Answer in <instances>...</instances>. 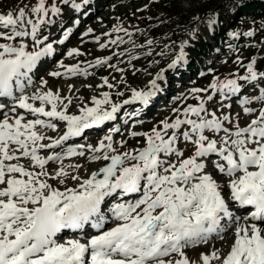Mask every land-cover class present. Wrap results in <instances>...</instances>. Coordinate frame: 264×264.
<instances>
[{
    "label": "snow or ice",
    "instance_id": "1",
    "mask_svg": "<svg viewBox=\"0 0 264 264\" xmlns=\"http://www.w3.org/2000/svg\"><path fill=\"white\" fill-rule=\"evenodd\" d=\"M89 4L90 0H35L0 13V264H197L185 250L225 241L229 232L234 237L230 250L222 256L221 249L213 247L199 256V264H264V87L252 96L242 91L264 85V69L256 59L242 65L238 57L235 63L246 68L245 75L214 77L206 88L190 89L195 105L174 108L172 117L150 131L132 132L133 137L144 138L142 148L120 152L112 134L96 146L70 145L68 141L87 130L116 121L126 105L140 107L125 117L139 115L165 90L166 73L178 70L187 59V43L181 42L166 67L148 72L151 79L143 88L126 89L129 98L114 102L112 93L103 91L100 98H91L92 106H81L79 114H69L72 98L48 89L42 77L40 87L27 94L26 89L35 87L33 76L44 59L53 57L54 45L69 40L79 20L60 28L59 39L45 30L54 24L59 28L58 20L70 13L86 14ZM92 32L88 28L82 35ZM121 32L133 35L118 23L104 33L107 41L96 36L94 42L101 50L119 47L125 43ZM153 44L146 41V55H153ZM136 49L133 42L132 48L94 61L57 62L62 71L48 75L87 78L98 67L122 72L111 61L128 56L131 64L140 58ZM165 54V50L157 53ZM83 55L78 48L67 51L69 58ZM155 63L150 61L149 66ZM124 83L121 76L118 84ZM74 87L68 86L70 93ZM97 87L116 89L117 98L125 96L108 77ZM217 93L221 104L213 111L208 102ZM232 98L239 112L232 113L231 103L224 102ZM249 117L241 126V119ZM58 124L64 127L57 138L43 134L56 131ZM181 142L192 146L187 157L179 148ZM42 150L51 151L41 155ZM86 153H91L89 162L106 163L84 178L78 174L82 165L64 161ZM50 162L58 165L51 172L46 168ZM225 178L224 184L219 183ZM69 180L75 185L68 187ZM241 209L248 212L238 215ZM66 231L78 236H63Z\"/></svg>",
    "mask_w": 264,
    "mask_h": 264
},
{
    "label": "rangeland",
    "instance_id": "2",
    "mask_svg": "<svg viewBox=\"0 0 264 264\" xmlns=\"http://www.w3.org/2000/svg\"><path fill=\"white\" fill-rule=\"evenodd\" d=\"M97 1L98 0H90V4L87 9H91L92 12L88 13V10H86V14H84L86 15L85 19L80 13H70L63 19L58 20L59 28L56 24H54L45 30V34L51 32L55 38L59 39L61 37L60 28H63L65 25L71 27L72 25L70 24V21L77 20V18L75 19V16H78L80 19L79 25L73 28V34L69 40H67L63 45H54V48H56L57 51L54 53L53 57L45 58L43 63L40 65L38 75L33 76L35 87L26 89V93L31 95L40 87L39 80L42 77L47 81L46 87L48 89L54 92L59 91L62 97L70 96L72 98V104L69 105L68 108L69 114H79V108L85 104L92 106L91 98L93 96L100 98V93L103 91H110L114 102H122L123 99L129 98L130 91H126V89L143 88L147 81L151 79L148 72L155 74L161 68L166 67L178 51L181 42H186L188 47L189 44L197 41L201 38V36H204L205 39L209 40L210 36L208 30L211 28L210 20L212 17H219L220 14H226L229 11H232L235 7L232 3H230V0H155V2H153V0H147L146 5L148 4V8L141 10L146 6H141L139 4L142 0H108L98 9H94L93 7H95V3ZM127 1L135 2L134 7L137 8L135 9L137 12L134 13V16H136L139 12L145 14L143 11L147 12L146 16L152 15L153 20L147 19L150 23V28L146 30L139 27L140 31L133 34L131 38L121 32L119 35L123 37L125 41L124 44L119 47L110 45L108 49L101 50L99 45L94 42V37L99 36L102 41H107L109 37L104 36L105 32H111V29L118 23L123 26V16L125 13L118 14V12H121V7H128V4H126ZM34 2L35 0H0V13H6L9 10L15 11L18 7L24 6L25 4L31 5ZM60 6L64 8L63 5ZM93 10H95V13H93ZM119 17L122 18L118 20ZM193 17L198 18L197 24L191 22ZM88 28L93 29V32L89 36L85 37L82 34ZM248 31H253L254 35L251 37L245 36L249 43L242 45V47H238L239 44L237 43L239 41V34L235 31H229V33L216 45H211L213 51L203 58L202 64L198 65V70L192 72L194 74L186 69V65L188 64L187 59L184 64L180 65L178 70L168 71L166 73L167 86L165 90L155 98L149 107L140 110L139 115L132 116L131 118L125 117V113L134 112L133 107H138L137 110L140 107L139 105H126L121 109L116 121L107 122L96 131L94 129L87 130L84 136L70 141L72 142L70 145H75V143L81 140L84 141L86 137L91 136L85 140V143L96 146L99 140L105 135L112 134L114 146L120 152L132 151L134 149L144 147V138L133 137L131 133L150 131L152 127L158 126L162 120L172 117V110L174 108L186 106L187 104L195 105L196 101L189 95L190 89L206 88L214 77L224 80L226 78L232 79L240 75H245L246 68L242 67L241 64L246 65L251 59H256L260 68L264 69V25L260 29L258 26L252 25ZM115 36L116 34H113L111 38H115ZM145 36L148 37L145 42L141 44V40ZM151 36H155L157 38L153 39ZM149 39L154 41V44L152 45V56L146 55V41ZM133 42L137 46L136 51L140 56L139 59L132 61L131 64L128 63V56L120 57L119 61L114 57L111 61V63L118 64V66L123 69L122 72H116L108 67H98L91 69L90 71L92 72V75L87 78L51 77L48 75L51 71H62V69L57 68V62H63L66 65H71L77 63L78 61H94L95 58L105 57L112 51L121 52L125 49L132 48ZM165 46H167V49ZM187 47L185 51L188 54ZM73 48H78L80 51L84 52L85 55L73 58L67 57V51ZM161 50H165L166 54L164 56L157 55V53ZM238 57L241 64L235 63ZM150 61H158V63H155L150 67ZM145 69L147 71H145ZM177 71L178 74L176 73ZM121 76L124 78V84H118ZM103 77H108L110 82L117 84L120 91H125V96L117 98L115 96L116 89L110 90L106 87H97V85L102 83ZM174 79L177 80L178 85L173 86ZM69 85L75 86L71 93L68 89ZM88 85L91 87H88ZM260 87H264V85L257 84L256 87L246 86L242 89V91L245 96H252L253 94L258 93ZM201 95L206 94L201 93ZM185 96H188V99H183ZM224 102L231 103L232 113L240 111L238 102L235 98ZM220 104V94L217 93L213 100L208 102V107L215 111L219 108ZM255 107L258 109L260 105L257 103L255 104ZM129 110H132L133 112H130ZM223 111L227 112L228 109H223ZM250 119L251 117L241 119V126H245ZM63 127L64 126L62 124H58V128L55 132H51L52 130H43V134L45 132H50L49 136L54 137L56 134H61L60 132ZM112 127L119 128L120 132L110 133V129ZM120 142H123V147H121ZM179 148L184 152L185 157L190 155L192 152L191 144L181 142L179 144ZM88 155H91V153H87L86 157ZM173 159L175 158L173 157ZM74 161L75 160L71 158L65 160L64 164H73ZM84 161L85 164L82 165L78 173L84 178H86L91 172L98 170L104 165V163H106L104 161L89 162L87 158L86 160L84 159ZM21 162L25 165L28 163L26 160H22ZM57 167V164L51 162L46 166L50 172ZM226 179L227 178L219 181V183L224 184ZM49 182L52 183L53 186L59 187L61 190L64 189V186L59 185L57 181ZM70 182L71 180L67 181V186ZM73 182L76 183L75 181ZM243 213L245 212L242 210L237 212L238 215ZM227 239H229L228 241L230 242H228ZM233 240L234 237L232 233L229 232L226 234L225 241H210L207 244H201L193 248H188L185 251L191 261H196L197 264H199V256L202 253L209 254L213 247L221 249L222 256L225 255V253L230 250L229 245Z\"/></svg>",
    "mask_w": 264,
    "mask_h": 264
},
{
    "label": "trees",
    "instance_id": "3",
    "mask_svg": "<svg viewBox=\"0 0 264 264\" xmlns=\"http://www.w3.org/2000/svg\"><path fill=\"white\" fill-rule=\"evenodd\" d=\"M106 1L108 0H98L95 3V7L93 8L98 9ZM230 1V3L235 6L232 11H229L226 14H220L219 17H212V19L214 18L215 22L210 25L211 28L208 30L210 39L207 40L204 38V36H201L200 39L188 45V64L186 65V69L189 70L191 73L197 71L198 65L202 64L203 62V58L213 51L211 45H216L219 41L223 39V37H225L229 33V31L238 32L239 41L237 44H239L238 47H242V45H246L247 43H249L247 38L245 37L246 35L244 34L248 32L250 26L256 25L260 29L264 25V0ZM146 8H148V4L141 10H144ZM135 9L137 8L134 7V9L130 13H125L123 16V27L127 28L128 31L132 32L133 34H136L138 31H140L139 27L148 30L150 28V23L147 21V19L153 20L152 15L146 16V11H143L145 14L139 12L136 16H134V13L137 12ZM88 10L92 12L91 9ZM94 11L95 10H93V13H95ZM191 22L197 24L198 18L193 17ZM147 37L148 36H145L141 40V44L145 42ZM151 38L155 39L157 37L151 36ZM176 73L178 74V71ZM175 82L176 85H178L177 80H175Z\"/></svg>",
    "mask_w": 264,
    "mask_h": 264
},
{
    "label": "bare ground",
    "instance_id": "4",
    "mask_svg": "<svg viewBox=\"0 0 264 264\" xmlns=\"http://www.w3.org/2000/svg\"><path fill=\"white\" fill-rule=\"evenodd\" d=\"M0 99H2V98H0ZM22 113H23V111H22ZM0 118H2V117H0ZM29 118H32V117H29ZM51 132H55V131H51ZM49 134H50V132H45V133H44V135H46L47 137H50ZM52 137H53V136H52ZM52 137H50V138H52ZM90 137H91V136L86 137V139H87V138H90ZM52 139H53V138H52ZM86 139H85V140H86ZM85 140L82 141L81 143L87 145V143H85ZM48 142H50V141H49V140H47V141L45 140V141H44V143H48ZM68 142H69V141H68ZM68 142H67V143H68ZM88 144H89V143H88ZM50 151H51V150H42L40 154H41V155H44L45 152H50ZM86 154H87V153H86ZM86 158H87L86 156H85V157H73V160H75L73 164H77V163H78V164H80V165H83V164H85L84 159L86 160ZM22 160H24V159H22ZM22 160H21V161H22ZM74 174H75V173H74ZM74 185H75V183H74L73 181H71V182L69 183L68 187H72V186H74ZM62 187H63V186H62ZM224 194H225V195L227 194V193H226V190H225V193H224ZM247 212H248V211H247ZM89 231H92V230L89 229ZM64 234H66V235H64ZM62 235H63V236H68V235L78 236V234H75V233H68L67 231L64 232ZM227 238H228V237H227ZM228 240H229V239H227V241H228ZM230 240H231V238H230ZM228 242H230V241H228ZM232 242H233V241H232ZM232 242H231V243H232ZM223 245H224V244H223ZM225 246H226V245H225ZM228 250H229V249H228ZM225 254H226V253H225ZM221 255H222V253H221Z\"/></svg>",
    "mask_w": 264,
    "mask_h": 264
}]
</instances>
